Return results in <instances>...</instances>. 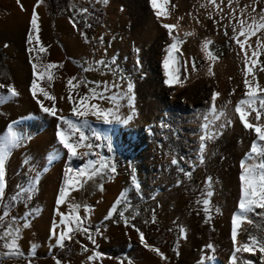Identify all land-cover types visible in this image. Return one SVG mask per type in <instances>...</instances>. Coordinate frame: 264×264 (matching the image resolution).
<instances>
[{"label": "rangeland", "instance_id": "1", "mask_svg": "<svg viewBox=\"0 0 264 264\" xmlns=\"http://www.w3.org/2000/svg\"><path fill=\"white\" fill-rule=\"evenodd\" d=\"M35 1L37 2L0 0V48L3 54V58H0L3 65L0 83L14 85L20 96L33 97L31 84L36 79L40 87L56 97L55 106L62 110L58 115L68 117L78 124H82L83 120L71 113L72 104L67 99L68 78L76 77L74 83L81 79L89 82L87 86L80 84L73 92L74 99L78 98L77 92L83 96L90 88L97 91L107 88L104 92L106 97L124 95L128 92V85L132 84L133 90L129 95L135 98L134 108L129 107L125 96L119 100L118 115L121 120H126L130 115L132 119L140 117L137 131H146L148 141L144 142L143 147H129L128 132L119 134L125 127L124 123L114 120L109 124L93 116L87 118L88 125L82 130L88 137L86 143L93 147L91 150L80 149V152L87 151L88 155L73 157L69 167L74 166L75 170L84 164L88 167V161L99 162L101 157L109 167L84 182L82 188L74 190L73 203L81 206L79 214L88 234L82 231L73 232L72 239H66L63 247L53 251L57 236L52 234V229L61 220V216L57 218V212H66L69 207L67 203L59 205L54 199L53 209L56 210L53 224L43 227L40 217L48 210L50 200L46 194L50 179L47 174L50 169L46 171V168L48 170L52 165V160H49L48 153L38 151L33 141L51 128L56 133L61 127L67 129V126L53 116L43 121L44 127L40 126L38 117L20 118L17 115L23 104L18 98L0 101V146H3L10 124L25 138L21 146L9 149L5 196L0 200V214L9 210L11 216L17 218L18 224L30 222V227L22 229L19 240L22 255L9 258L3 255L4 250L0 248V264H56L58 258L55 254L69 242L72 243L66 256L58 259L62 264H143L141 253H135L136 243L141 246L140 232L150 246H144L145 249L154 247L163 254H156L160 264H199L205 255L213 257L205 260V264L212 260L230 264L233 248L237 246L233 244L231 233L232 218L238 210L241 196V161L245 159L253 140L256 139L252 131L244 128L234 111L239 99L245 97L244 80L239 73V76H231L228 71L223 75L214 72L210 76L201 74L191 78V75L185 74L184 67L186 61L190 71L202 72L206 66L207 58L201 54L199 47L204 34L213 36L210 39L211 51L218 60L227 61L238 47L231 39L233 32L229 24L231 9L228 7V0H223L220 5L223 8L220 14H217L218 9L214 6L202 8L209 26L205 27L204 33L182 38L184 42L179 45L176 54L181 65L179 79L184 83L174 95L171 92L176 87L159 86L164 79V71L163 74L160 72V65L167 55L166 49L173 43L167 29L162 26L167 23L168 18L158 19L150 0H77L87 5H96L105 11L104 20L97 28V42L85 39V34L74 27L73 21L65 15H52L43 2L39 6L44 20L38 32L41 44L34 41L32 47L35 50L29 52L27 36L31 25L25 26L29 16L27 20L20 19V11L27 8V3L31 2L33 5ZM171 1V4H178L179 9L182 7L180 11L197 9L201 3H205V0ZM248 4H251V0H239L240 8ZM232 7H237L235 2ZM255 7L259 13L264 9V0H260ZM210 12L213 17L211 19L208 18ZM222 15L225 17L223 20ZM236 15L239 16V10ZM214 21H219V25ZM224 25H229L228 35L224 34ZM177 31L178 29L174 30L173 34L176 35ZM21 33L24 37L20 40ZM258 36L264 39V32L258 33ZM41 45L46 51H40ZM37 58L39 77L33 70V63H37ZM76 60H82L85 69L91 70L78 72ZM193 60L195 68L191 66ZM100 61L103 63H98ZM259 61L260 65H264V55L259 57ZM47 63L63 65L51 70L54 73L51 82L43 76V65ZM260 65L254 68L256 76L264 72L259 70ZM27 66L31 73L24 77L20 74ZM142 71L147 72L144 74ZM58 90L63 94L64 100L59 98ZM213 92L221 94L216 100V107L217 110L223 109L226 115L216 121L214 126H210L209 131L215 133V138L206 139L201 152L200 137L205 134L202 125L206 123L204 117L209 114ZM6 94L7 89H0V97ZM261 95L264 96V93ZM37 96L43 100L45 106H52L51 101L44 100L39 93ZM228 101L234 103V106L228 104ZM91 102L99 103L103 108L115 107L108 99ZM9 115L13 117L9 119ZM126 124H130V121ZM221 124L226 126L221 128ZM173 160L177 163H173ZM113 166L115 172L111 171ZM37 176L38 183L33 185V178ZM208 178H211V186ZM100 185H103V191L100 190ZM29 186L34 187L31 199L12 201V197L20 189ZM63 186L64 181H61L55 198ZM209 191L212 192L210 197L206 196ZM122 193L126 198L121 202L115 216L112 213L109 218L110 209ZM204 199L210 200V212L205 211L203 203H198ZM121 212L124 213L123 217ZM262 213L264 209L260 208L250 212L248 220L252 222L242 224L239 245L248 242L250 236L264 240ZM125 219L129 223L126 224ZM7 222L6 220L5 223ZM62 228L63 225L57 228V233ZM89 235L95 239V244L88 238ZM208 244L214 246V252L206 249ZM85 247L87 251L84 250ZM97 252L100 256L89 261L88 257ZM236 255V264H244V261L264 264V254L259 251L255 254L241 252Z\"/></svg>", "mask_w": 264, "mask_h": 264}, {"label": "snow or ice", "instance_id": "2", "mask_svg": "<svg viewBox=\"0 0 264 264\" xmlns=\"http://www.w3.org/2000/svg\"><path fill=\"white\" fill-rule=\"evenodd\" d=\"M19 2V0H18ZM235 2L237 5L236 8L232 7V4ZM43 3V0H37V4L34 6L33 14L31 17L30 25L31 30L27 36V42L29 44V52L34 51L35 49L32 47L33 42L40 45L41 41L38 35L39 32V16L35 11V8L39 7L40 4ZM170 3V0H151L152 8L155 10V15L159 19L161 17H169L170 13L167 10V5ZM223 0H220V3H217V0H205V3H201L202 8H207L209 6H214L218 9L217 14L223 12V8H221V4ZM260 3V0H251V4L245 5L243 8L239 7V0H228V7L231 9L229 13L231 19L229 20V24L232 27L233 36L232 40L239 46V49L243 53V62L245 65V69H243L244 73V86L246 89L245 98L239 100L235 106V113L238 114L240 121L242 122L244 128L246 130L252 131L256 137L253 140L250 151L246 154L245 159L241 161V169L242 173L239 177L241 181V196L238 202V210L234 213L232 218V233L231 237L236 245L238 230L242 226L244 222L251 223V220H248V214L250 212L255 211L256 208L264 209V121H262V117H264V96L261 93H264V87H262L255 75L254 68L260 65L259 57L264 55V39H261L258 36V33L264 32V9H262L259 13L256 11L255 5ZM22 7V5H21ZM249 8L251 11H249ZM23 10V8H22ZM237 10H239V16L236 15ZM82 12H87V9H81ZM247 14V15H245ZM191 15V14H189ZM208 18H213L212 13L208 14ZM178 19H183L180 17ZM225 19L222 15L221 20ZM232 21H235L233 23ZM199 22V21H197ZM217 25H219V21H214ZM73 26H76V22L73 21ZM165 29H167L168 34L173 41L166 49L168 53L164 58V69L165 76L167 77L164 83L168 86H173L175 84H179V86L183 87V81L179 79V76L170 70V64H174L177 62L176 53L178 51L179 45L184 41L180 39L179 34H173L174 30L178 29L179 23L177 24H167L164 23L162 25ZM229 25H224L225 35H228L227 28ZM33 33H37L34 35ZM194 35V32H185L184 36ZM253 36H257L255 47L251 43H249L250 38ZM243 37V39H240ZM85 39L87 37L85 36ZM212 43L211 40L205 39L202 43V50L206 53V58L212 62H215L218 57L209 50V45ZM247 46V47H246ZM40 51H46V49L41 45ZM249 52L251 55H249ZM239 54V53H238ZM98 63H103L100 61ZM187 64V61L185 62ZM39 60L37 58V63H33V70L37 73L38 77L40 75L39 71ZM57 67H63L62 64L57 65L56 63H47L43 65V76L47 78L49 82H51L54 78V73L51 71ZM192 67L195 68V62L193 60ZM91 69H85V71H89ZM260 71H264V65H260ZM179 70L177 69L176 72ZM208 74L212 75V68H208ZM249 76L252 79H249ZM76 77H70L67 80L66 87L68 88V97L67 99L72 104L71 113L73 116L80 117L83 120L82 124H78L74 122L72 119L65 117L63 115H58V113L62 110H59L55 106L56 97L52 95L45 88L40 87L37 83V80L34 79L31 84V93L33 97L37 100V103L40 105L42 111L50 116H53L58 119L63 125L67 126V129L61 127L57 132V136L59 139L60 145L72 157H83L88 155V152H80L79 150L82 148H86L88 150L92 149V145L90 143H86L88 137L85 135L82 130L83 127L88 125L87 118L89 116H93L98 120H102L104 123H112L114 120L122 123H127L133 117L130 115L126 120H121L118 115V107L119 100L125 98L128 99L129 107L134 108V96L129 95L132 93L133 85H128V92L124 95H113L110 97H106L104 92L107 91V88L97 91L95 88H90L89 92L83 96H80L77 92L76 95L78 98L74 99L73 92L80 87V84L87 83L83 79L79 82L74 83L76 81ZM116 87V85H113ZM0 89H7V94L3 97H0V101L7 100L9 98H14L19 95L14 85H7L0 83ZM235 90H233L234 93ZM37 93L43 96L44 100H48L52 102L51 107H47L44 105L43 100L39 99ZM221 94L219 92H213L211 96V108L209 114L204 117L206 123L202 125L204 130V135L200 137L201 140V152L203 151L205 145L204 141L206 139L215 138V133H210V126H214L216 121H219L222 117L226 115V112L221 109L217 110L216 100ZM108 99L112 102L115 107L113 108H103L99 103H92L91 101H100ZM231 104V101L227 102ZM226 107V105H225ZM255 113L254 121H250L249 117ZM211 117V119H209ZM230 124L231 121H228ZM225 124H221L220 127H225ZM24 137L21 133L15 130L13 125H8L7 127V135L4 136L3 146H0V200L4 199L5 196V187H6V162L9 155V149L14 147H19L24 141ZM54 158V157H53ZM203 158L201 157V162ZM173 163H177L176 160H173ZM98 165V166H97ZM109 165L104 161L103 157H101L100 161H88V167L83 170H75L71 167L66 168L65 170V182L64 186L61 188L57 203L59 205H63L67 202V199L70 195V190H78L83 187V183L87 180H91L93 177L97 176L104 169H107ZM112 172H115V167L111 168ZM135 182V180H134ZM33 185L38 183V176L33 178ZM209 186H211V178H208ZM100 190L103 191V185H100ZM34 192V187L29 186L28 188H22L17 192L16 195L12 197L13 202L21 201L25 198L31 199V196ZM212 192L209 191L206 193V196L210 197ZM125 194L122 193L121 197L117 199L114 206L110 209L109 218L112 213L116 212V205H119L124 199ZM198 203H203L206 212H210V200L204 199L203 201H198ZM11 204L8 206L10 209ZM79 204H70L68 213H59L61 216V220L58 224L54 225L52 229V234L57 236V243L63 247L64 241L66 239H72L73 232H84L88 234V229L83 227V220L79 214L80 209ZM34 213H29L32 215ZM264 214V213H262ZM121 217L124 216V213H120ZM9 217L11 219L9 220ZM16 217L11 216V212L9 210H5L0 214V248H2L3 255L6 257H18L21 256L22 253L19 247V240L22 235V229L30 227V222L25 221V223L18 224L16 222ZM8 221L7 224L5 221ZM125 223H129L127 219H125ZM63 228L57 233L56 229ZM183 232V230H181ZM139 232V229H137ZM141 242L145 243V246L148 247L146 241L144 240V234L142 232L139 233ZM88 238L92 240V243L95 244V239L89 235ZM186 238V237H185ZM206 249L215 251L214 246L212 244H208L205 246ZM87 251V248H84ZM153 251L157 252L159 255L163 256L162 253L159 252V249L153 248ZM259 251L261 254H264V240H260L255 236H250L249 241L234 247V253L231 257V264H236L237 255L236 253L246 252L255 254V252ZM100 256V253H95L93 256H89L88 260H95ZM213 257H208L205 255L204 258L199 261V264H205V260L212 259ZM55 259V258H54ZM31 264V262H29ZM56 264H62L60 260H56ZM244 264H252V261H244Z\"/></svg>", "mask_w": 264, "mask_h": 264}, {"label": "bare ground", "instance_id": "3", "mask_svg": "<svg viewBox=\"0 0 264 264\" xmlns=\"http://www.w3.org/2000/svg\"><path fill=\"white\" fill-rule=\"evenodd\" d=\"M35 2H34L33 5L31 4V2L27 3V8L24 11H22L23 13L20 11V16H21L20 19L24 20L26 18V20H27V18L29 16V19L27 20V23L25 25L26 27L28 25H30V21H31V17H32V14H33L34 6L37 4ZM149 2H150V5H151V0ZM171 2L172 1L170 0V3L167 5V10L170 13L169 16L171 17V19H169V17H167L168 18L167 23L168 24H177V22L179 23V27H178L177 33L179 34L180 39L185 38V36H184L185 32H194V35H191V36H195L198 33H202V32L204 33L205 27L209 26V24H208L207 18L203 15L204 11L202 10V7L199 6V8H197L198 10L192 8V10H187V11L181 10L180 11V9L182 7L179 9L178 8V4H171ZM183 3H184V1H183ZM151 7H152V5H151ZM183 8H187V7L183 6ZM35 9H38V10H36V12L38 13V16H39L38 24H39V28H40V26L41 25L43 26V24H44L43 16H41V14L39 13L40 8L37 7ZM185 12H188V13H185ZM189 14H191V15H189ZM180 17H183V19H178ZM163 18L165 19V17H163ZM197 21H199V22H197ZM23 31H24V29H23ZM23 31H22V33H23ZM22 33H21L20 38H19L20 40L24 37V35ZM187 37H190V36H187ZM212 37L213 36L211 34H204V36L201 37V41L199 42L200 43L199 47H200L201 54L203 56H205V57H206V53L202 50V43H203V41L205 39L210 40ZM256 40H257V36H253V37L250 38L249 43H251L253 45V47H255ZM236 53H237V56H236ZM233 55H235L236 58H234L235 56H233ZM249 55H251L250 52H249ZM176 57H177V54H176ZM163 62H164V60H163ZM163 62L160 65V72H162V74H163V71H164V79L162 80V84H159V86L161 88H170V86H168V85H166L164 83V81H165V79L167 77L165 76V69H164V63ZM240 65H241V69H239ZM184 67H185V70H186L185 74L187 76L191 75V78H196V77L200 76L201 74L209 75L207 70H208L209 67H211L213 73L214 72H218V73L223 75V73L228 71L229 75H231V76H234V75H236V76L238 75L239 76V74H240V78L244 80V73L241 70L245 69V65H244V62H243V53L239 49V46L234 50L232 56L227 61H224V60L221 61V60L217 59L215 62H212V61L207 59V64L202 69V72H198L197 70H194V71L191 70L190 71L188 69V67L186 66V64H184ZM177 69L179 70L178 72H176ZM170 70H172L174 73H176L179 77L181 76V65H180V63L178 61L176 63H174V64H170ZM146 72L145 73L143 72V73L146 74ZM30 73H31L30 68L27 66V67H25L22 70L20 75L27 76ZM256 77H257V80H258L259 84L262 87H264V72L262 74H260V76L257 75ZM249 79H252V77L249 76ZM173 88H175V91L171 92V95H174L175 93H177L179 91V89H181L182 87L179 86V84H175V85H173ZM60 90H58V94L60 95V97L59 96L58 97L63 99V94L61 93ZM261 94H263V93H261ZM16 98H18L23 103L22 106H21L22 108L19 109L20 112L17 113V115L20 116V118L21 117H24V118L29 117L30 118V116H31V118L32 117H36V118L38 117L40 119V122L38 121L39 125L43 126V125H45V123H43V121L45 119L49 120V118L52 117V116H50V115H48V114H46V113H44L42 111L41 107L37 103V100L35 98H33L32 96L23 97V95L22 96L18 95V96H16ZM233 104H231V105L234 106ZM227 106H228V104H227ZM228 107H231V106L229 105ZM12 117H13L12 115L11 116L9 115V119H11ZM254 117L255 116L252 113V115L249 117V120L250 121H254ZM139 118L140 117H138L136 119L134 117V119L130 120V124L124 123V125H125L124 129L120 130V132H119V134H122L125 131L128 132L127 145L129 147H135V146L136 147H138V146L143 147L144 146V142L148 141V138L146 137V134H147L146 131L145 132H141V130L137 131L138 126H139V124L141 122ZM53 133H54V138H53ZM56 134H57V132L55 133V129L51 128L50 130L47 131V133H44V135H41L40 137H38L36 140L33 141V145L36 146L35 148L38 149V151L42 150L43 152L48 153L49 154V160H52V165L48 168V170L46 168V171H49V169H50V171L47 174L50 179L48 181V186L46 188V194H47L48 198L50 197V200L48 202L49 203V205H48L49 208H48V210H45L44 213L42 214V216L40 217V221H41V223H43V227L44 228L47 227V226L50 227L53 224V221H54L53 220V216L55 215V210H56V209H53V207H54L53 203H54V199H56V201L58 199V196L55 198V196H56L55 194L59 190V186H60L61 181L65 182V179H66L65 170L70 165H72L70 163H72L71 159L73 158L67 152V150L64 149L62 147V145H60L58 136L56 137ZM66 164H68L67 167H66ZM86 167H87V165L84 164V165L79 166L76 170H83ZM72 168L74 169V166ZM74 195H75L74 190H70V195H69V197L67 199V202H66L68 207H69L70 204H73ZM68 211H69V208H68V210L66 212L64 210L63 211L61 210L59 213H68ZM59 216L60 215H58V212H57V218ZM249 216H250V213L248 214V218H249ZM246 223L247 222H244V224H246ZM240 228L238 230V236H237V241H236L237 246L239 245V241H240V236H239V233H240V230H241ZM138 240L139 239H137V241ZM233 244H232V246H233ZM144 246H145V243H143V242H141V246L138 243H136V245H135V253H141V259H142L143 264H160L159 259H157L158 257L156 258L157 252L153 251L152 248H150L149 250L145 249ZM149 247L150 246H148L147 248H149ZM59 248H60V245L57 244V239H56L55 244L53 245V251L57 250ZM165 252H166V250H165ZM106 264H116V263L107 262ZM206 264H221V262L217 261V260H212L210 263H206Z\"/></svg>", "mask_w": 264, "mask_h": 264}, {"label": "trees", "instance_id": "4", "mask_svg": "<svg viewBox=\"0 0 264 264\" xmlns=\"http://www.w3.org/2000/svg\"><path fill=\"white\" fill-rule=\"evenodd\" d=\"M48 6L52 15H65L71 21L76 22V28L81 30L89 41L97 42L99 37L96 36L98 26L103 22L105 17V11L103 8L96 5H87L77 0H43ZM81 9H87V12H82ZM209 50H212V45H209ZM0 58H3V54L0 48ZM77 71H83L85 69L82 60H76ZM3 67L0 62V72ZM121 203L117 205L116 211L120 207ZM116 212L113 214L115 216ZM72 242H69L60 252L55 254V257L61 259L66 256L69 251V247Z\"/></svg>", "mask_w": 264, "mask_h": 264}, {"label": "crops", "instance_id": "5", "mask_svg": "<svg viewBox=\"0 0 264 264\" xmlns=\"http://www.w3.org/2000/svg\"><path fill=\"white\" fill-rule=\"evenodd\" d=\"M36 3H37V2H36ZM38 8H40V7H38ZM36 10H38V9H35V11H36ZM40 10H41V9H40ZM40 10H39V13L41 14Z\"/></svg>", "mask_w": 264, "mask_h": 264}]
</instances>
